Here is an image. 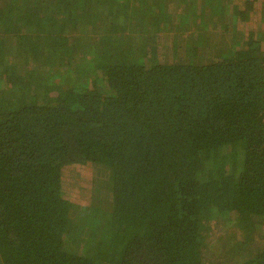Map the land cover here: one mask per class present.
I'll return each mask as SVG.
<instances>
[{"label":"trees","instance_id":"trees-1","mask_svg":"<svg viewBox=\"0 0 264 264\" xmlns=\"http://www.w3.org/2000/svg\"><path fill=\"white\" fill-rule=\"evenodd\" d=\"M0 264H264V0H0Z\"/></svg>","mask_w":264,"mask_h":264},{"label":"rangeland","instance_id":"rangeland-1","mask_svg":"<svg viewBox=\"0 0 264 264\" xmlns=\"http://www.w3.org/2000/svg\"><path fill=\"white\" fill-rule=\"evenodd\" d=\"M170 11L172 12L173 16H174V12L176 11V5L175 4H171L170 6ZM217 19H215L216 21ZM218 21V20H217ZM136 30V29H135ZM181 37V33L179 35ZM142 41H144L142 38L139 37L138 33H133L132 39H131V45L134 46L135 49H139L138 47H140L141 45L139 43H142ZM143 44V43H142ZM140 50V49H139ZM163 51V49H162ZM161 51V52H162ZM215 229H216V234H218V231L222 230V227L219 224L215 225ZM214 229V230H215ZM217 236V235H216Z\"/></svg>","mask_w":264,"mask_h":264}]
</instances>
